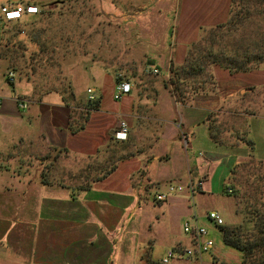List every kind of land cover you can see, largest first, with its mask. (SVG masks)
I'll use <instances>...</instances> for the list:
<instances>
[{
    "label": "crops",
    "instance_id": "1",
    "mask_svg": "<svg viewBox=\"0 0 264 264\" xmlns=\"http://www.w3.org/2000/svg\"><path fill=\"white\" fill-rule=\"evenodd\" d=\"M172 1L171 9L143 11L133 23L149 20L148 30L167 23L177 29L175 45L121 47L125 63L145 61L150 75L127 70L117 79L102 53L84 71H72L71 100L51 93L20 110L16 88L0 91V264H149L161 263L169 250L168 264H229L222 256L231 251L238 253L231 264H243V254L223 244L222 232L223 246L204 262L203 253L184 256L189 237L186 247L154 249L157 237L166 246L173 238L159 215L171 221L194 215L190 200L206 192L219 197L208 210L223 218L222 227L252 225L240 209V189L264 184V173L257 174L264 168V65L185 67L188 45L201 30L226 24L234 0ZM119 83L130 92L115 99ZM120 121L128 126L125 141L114 138ZM218 172L223 185L213 193ZM195 180L203 185L193 197L179 192L156 200L169 185ZM224 196H233V205Z\"/></svg>",
    "mask_w": 264,
    "mask_h": 264
},
{
    "label": "rangeland",
    "instance_id": "2",
    "mask_svg": "<svg viewBox=\"0 0 264 264\" xmlns=\"http://www.w3.org/2000/svg\"><path fill=\"white\" fill-rule=\"evenodd\" d=\"M8 1L11 0H0V4ZM22 1L33 2L41 6L43 13L40 16L25 17L21 22L0 25V91L13 92L16 88L17 93L26 103H33L40 96L51 93L66 95L71 100L70 76L72 71L77 69L84 71L85 62L99 61L102 53L104 56L109 54L106 60L111 62V69L117 79H122L127 70L138 72L142 69L146 72L143 71L144 74H149L152 68H148L145 61L142 65L138 64V60L125 63L123 53L126 52L121 50V47L173 46L177 41V29H170L167 23L163 29L150 30L145 28L149 20L145 24L141 23L139 27H134L133 23L135 22L133 17L143 14V11L171 9L176 5L172 0ZM230 12L231 16L226 24L219 28L201 30L196 41L188 45V61L185 67H188L193 59L203 56L202 53H205L206 46H214L217 53L222 48L221 50L226 55L235 54L237 61L245 62L247 66L264 65V0H234ZM186 33L187 30H185ZM191 37L190 34L189 38ZM129 54L127 51L126 55ZM113 56L115 57L112 59ZM255 58L261 59L263 63H258L260 60H255ZM10 71L16 75L12 85L6 81V76ZM0 164L4 165L2 162ZM30 165L35 170V163ZM39 165L40 162H37L36 167ZM258 172L263 174L264 168L259 167L257 174ZM220 175L218 172L214 180L213 193H217L216 186L223 185L222 181H219ZM198 181L195 180V184ZM243 182L244 179L238 181L241 184ZM261 182L264 183V178L259 180V183ZM229 184L230 182L226 180L225 187ZM263 185L262 188L259 185L255 188V184L243 185L244 188L240 189V209L246 218L252 219L255 224L264 222ZM183 187L184 191L180 194L188 196L187 184ZM149 198L153 201L154 192ZM218 200V196H212L207 192L204 197L196 195L193 201L190 200L192 213L195 212V214L177 221L175 219L171 221L168 216L163 219L162 215L158 214L160 226L163 228L165 225L168 235L173 238L166 246L165 239L162 236L160 239L157 237L154 244L155 251L159 252L161 249L175 245L188 246V236L183 231V225L185 222L194 223L195 217L197 223L207 230L208 237L214 241L211 251L202 254V262L206 261L215 248L224 244L221 242L220 229L211 225L206 218L209 207L218 203ZM224 200L227 206H230V204L233 205L234 197L224 196ZM224 216L227 217L228 214L225 213ZM253 223L238 230V235L244 244L263 237L259 224L257 227ZM182 248L178 247L176 250L181 251ZM223 248L230 252L228 248ZM261 248L255 249L253 257L251 259L249 257L243 264H256L259 256L264 254V247L261 246ZM231 252L232 257L231 255L222 256L225 263L235 262L234 256L238 253ZM188 263L196 264L191 259L188 262L181 260V264Z\"/></svg>",
    "mask_w": 264,
    "mask_h": 264
},
{
    "label": "built area",
    "instance_id": "3",
    "mask_svg": "<svg viewBox=\"0 0 264 264\" xmlns=\"http://www.w3.org/2000/svg\"><path fill=\"white\" fill-rule=\"evenodd\" d=\"M43 13V9L33 3V2H23L22 0L18 3L14 1H8L4 4H0V25L17 23L24 20L25 17L29 16H40ZM157 71H154L156 73ZM15 73L13 71L8 72L6 79L10 83L15 80ZM117 94L114 97L119 99L121 95L128 94L130 92V85L126 83H119L116 87ZM87 98L89 102H94L96 100L95 91L93 89L87 90ZM4 100L0 96V111L2 109ZM18 108L20 110H25L27 108V103L23 100H18ZM128 137V126L124 121L118 123L117 130L114 133V138L118 141H125ZM203 182L198 181L195 183H190L187 188L189 195L193 197L196 193L200 192L202 189ZM184 188L181 186L169 185L167 192L160 194L156 197L158 202H162L168 199L171 194L181 193ZM228 194H231V189H227ZM208 221L215 227H222L224 225L223 218L216 211H209L206 215ZM194 223L185 222L183 225L184 233L190 238L191 246L184 249V256L191 257L195 253H206L214 246V241L208 236L207 230L200 226L195 219ZM174 257V251L169 250L166 256L161 260L162 264H168V262Z\"/></svg>",
    "mask_w": 264,
    "mask_h": 264
},
{
    "label": "trees",
    "instance_id": "4",
    "mask_svg": "<svg viewBox=\"0 0 264 264\" xmlns=\"http://www.w3.org/2000/svg\"><path fill=\"white\" fill-rule=\"evenodd\" d=\"M219 27L220 26H218V28ZM221 49L222 48H220V51L217 53V51L214 50V46H206L205 53H202L203 56H200L192 60L193 61L191 62L192 66L193 67L195 66L194 68L196 69L198 67H199L198 69H203L206 67V65L217 64L221 66L222 68H226V69L234 70V71H244V70L259 67V65L247 66L245 62H238L237 59L235 58V54L226 55V53L222 51ZM259 58H255V60H260L258 61V63H263V61H261V59ZM254 62L257 63V61H254ZM6 81L10 85L13 84V82L10 83L8 79ZM95 108L96 106H91V109H95ZM79 129H82V126H80ZM238 230H240L239 227H236V228L221 227L222 241L224 245L241 252L243 254V261H246L249 257L250 259L253 257L252 254H253V251H255V249L261 248V246L264 247V227L261 228V233L263 234V237H260L251 242L249 241L246 244H244L243 240L239 237ZM256 262H257L256 264H264V254L259 256ZM149 264H162V263L153 261V262H150Z\"/></svg>",
    "mask_w": 264,
    "mask_h": 264
},
{
    "label": "water",
    "instance_id": "5",
    "mask_svg": "<svg viewBox=\"0 0 264 264\" xmlns=\"http://www.w3.org/2000/svg\"><path fill=\"white\" fill-rule=\"evenodd\" d=\"M14 1V3H18V2H20L21 0H13Z\"/></svg>",
    "mask_w": 264,
    "mask_h": 264
}]
</instances>
